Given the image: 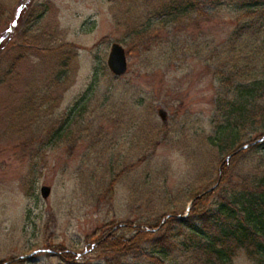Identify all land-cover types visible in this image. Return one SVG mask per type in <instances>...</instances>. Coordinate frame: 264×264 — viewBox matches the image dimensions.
<instances>
[{
	"label": "rangeland",
	"instance_id": "374dc122",
	"mask_svg": "<svg viewBox=\"0 0 264 264\" xmlns=\"http://www.w3.org/2000/svg\"><path fill=\"white\" fill-rule=\"evenodd\" d=\"M18 1L0 0V33ZM158 1L26 0L0 40V72L12 61L0 77V264H168L148 257L139 238L116 253L95 243L108 231L146 229L142 221L165 207L185 210L193 188L215 177L222 154L200 141L217 79L203 53L185 45L222 38L231 8L212 14L209 2L193 0L196 11L175 22ZM201 8L211 16H195ZM112 41L127 59L116 76L105 64ZM24 98L39 103V122L7 129ZM153 124L158 138L144 145ZM40 184L50 187L45 198ZM228 264L255 263L239 253Z\"/></svg>",
	"mask_w": 264,
	"mask_h": 264
},
{
	"label": "trees",
	"instance_id": "16d2710c",
	"mask_svg": "<svg viewBox=\"0 0 264 264\" xmlns=\"http://www.w3.org/2000/svg\"><path fill=\"white\" fill-rule=\"evenodd\" d=\"M200 1L213 6L212 14L223 6L231 8L222 38L214 40L202 36L185 45L186 50L203 53L217 79L209 130L200 141L202 151L215 147L222 154L215 168L216 175L211 182L209 175L193 188L187 199L204 192L195 196L184 215L180 216L183 208L169 210L166 203L154 222L142 221L146 229L138 226L129 237L108 231L95 245L101 246L105 253H116L139 238L138 241L146 242L148 257L168 264H176L172 255L175 252L183 255L182 264H228L239 253L255 264H264V137L251 142L264 133L262 127H258L264 121V0ZM199 2L159 0L155 9L178 22L190 17L196 11L194 4ZM198 11L195 16H211L202 8ZM40 33L43 36V31H38L32 35V40L42 39ZM11 65L12 61L0 72V77L12 72ZM31 98H24L13 107L11 113L19 119L17 117L7 129L15 126V131H22L34 119L39 122V103L32 102ZM44 116L45 113L42 118ZM153 126L155 130H149L144 140L141 138L144 145L158 138L157 125ZM251 134L254 137L251 138ZM243 144L246 145L241 146ZM253 147L261 149L253 153V161L246 163ZM212 184L213 188L209 189Z\"/></svg>",
	"mask_w": 264,
	"mask_h": 264
},
{
	"label": "water",
	"instance_id": "95a60500",
	"mask_svg": "<svg viewBox=\"0 0 264 264\" xmlns=\"http://www.w3.org/2000/svg\"><path fill=\"white\" fill-rule=\"evenodd\" d=\"M25 1L26 0H19L18 1L17 5L14 9V12H13L12 20L9 23L8 27H6V29L0 35V40L12 29V26L14 25V23L16 21V17L20 11V8L22 5H24ZM105 64H106L107 70L112 75H121L126 71L127 59H126V55H125V50L119 42L112 41L109 44L108 50L106 53V57H105ZM156 113L161 120L165 119L166 112L162 107H157ZM263 136H264V134L261 137H263ZM241 146H244V145H241ZM226 157H228V155ZM213 186L214 185H212L210 188H212ZM49 190H50V187L48 184H40L38 186V191H39V194L42 198H45L48 195ZM202 192H204V191H201L200 193H202ZM195 196H197V194ZM195 196L189 200L188 205H186V207H185L184 213H186L188 211L190 204L192 203Z\"/></svg>",
	"mask_w": 264,
	"mask_h": 264
}]
</instances>
